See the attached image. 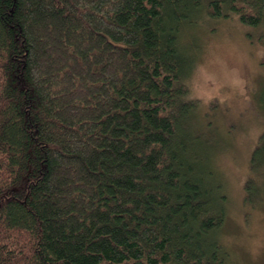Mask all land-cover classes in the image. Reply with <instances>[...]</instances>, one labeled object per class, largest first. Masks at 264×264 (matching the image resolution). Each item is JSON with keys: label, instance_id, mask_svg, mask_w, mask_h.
Instances as JSON below:
<instances>
[{"label": "trees", "instance_id": "16d2710c", "mask_svg": "<svg viewBox=\"0 0 264 264\" xmlns=\"http://www.w3.org/2000/svg\"><path fill=\"white\" fill-rule=\"evenodd\" d=\"M233 18L264 43V0H0V264H234L190 84Z\"/></svg>", "mask_w": 264, "mask_h": 264}, {"label": "rangeland", "instance_id": "374dc122", "mask_svg": "<svg viewBox=\"0 0 264 264\" xmlns=\"http://www.w3.org/2000/svg\"><path fill=\"white\" fill-rule=\"evenodd\" d=\"M259 30L248 29L237 18L208 25L207 34L199 32L200 50L190 78L199 104L192 131L212 147L216 176L225 182L230 213L223 242L234 264H264V200H245L250 159L264 132V43ZM263 169L255 179L263 174L264 183Z\"/></svg>", "mask_w": 264, "mask_h": 264}]
</instances>
